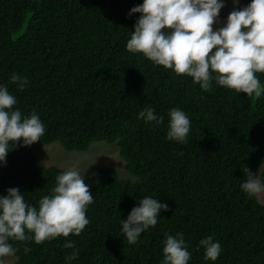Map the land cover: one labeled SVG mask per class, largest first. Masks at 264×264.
Instances as JSON below:
<instances>
[{"label":"trees","instance_id":"1","mask_svg":"<svg viewBox=\"0 0 264 264\" xmlns=\"http://www.w3.org/2000/svg\"><path fill=\"white\" fill-rule=\"evenodd\" d=\"M143 0H0V84L17 98L23 115L37 112L45 125L40 141L14 144L0 162V195L16 187L37 207L63 169L41 166L36 143L58 141L86 151L93 141L115 143L128 177L105 167L86 179L94 202L79 235L37 244L10 241L11 264H160L166 234H184L188 264H264V204L240 185L264 162V96L249 97L213 81L204 91L184 74L126 49L136 20L128 15ZM250 0H239V9ZM29 78L20 90L10 77ZM264 84V73H256ZM164 117L159 126L138 119L145 107ZM191 120L187 143L166 138L169 111ZM249 170V171H248ZM264 177V168L260 173ZM144 196L167 203L158 223L129 244L121 218ZM212 235L222 246L216 261L199 241ZM30 248L25 252V248Z\"/></svg>","mask_w":264,"mask_h":264},{"label":"clouds","instance_id":"2","mask_svg":"<svg viewBox=\"0 0 264 264\" xmlns=\"http://www.w3.org/2000/svg\"><path fill=\"white\" fill-rule=\"evenodd\" d=\"M234 5L239 0H233ZM225 0H143L128 13L141 15L126 43L132 53H142L156 65L172 69L177 75L193 78L204 91H210L213 81L218 86L234 89L237 93L260 98L264 84L256 73H264V0H250L246 6L231 11L222 27L214 30ZM11 81L20 90L29 85V78L13 73ZM17 98L7 85L0 84V162L6 163L10 148L20 142L30 146L45 134V125L37 112L23 115ZM166 138L187 143L191 120L187 113L172 108L169 113ZM138 119L159 126L164 117L154 107H145ZM249 171V170H248ZM85 173V172H84ZM240 187L249 196L264 193V177L249 171ZM90 185L84 182L78 165L61 171L51 194L44 195L36 205L26 201L23 192L8 188L0 195V264L3 257L15 254L10 241L34 240L37 244L58 236L79 235L90 223L86 213L94 202ZM167 203L144 196L126 218L119 223L129 244H135L150 227H155L161 210ZM163 259L160 264H188L189 245L182 232L166 234L163 240ZM206 260L216 261L223 249L221 243L208 235L199 241ZM72 251L65 257L68 264L79 258L74 241H66ZM30 248L26 247L25 252Z\"/></svg>","mask_w":264,"mask_h":264},{"label":"rangeland","instance_id":"3","mask_svg":"<svg viewBox=\"0 0 264 264\" xmlns=\"http://www.w3.org/2000/svg\"><path fill=\"white\" fill-rule=\"evenodd\" d=\"M233 6V0H225V6L220 10L213 25L214 30L223 26L229 13L233 11ZM35 151L39 164L44 167L54 165L64 170L72 165H78L81 175L84 174V182L105 167L115 168L122 178L129 175L125 161L115 143L93 141L86 151H68L56 141L48 145L36 143ZM263 168L264 162L256 174L260 176ZM257 198L264 204V193L257 195ZM15 259L14 255L3 257L4 264H11Z\"/></svg>","mask_w":264,"mask_h":264}]
</instances>
